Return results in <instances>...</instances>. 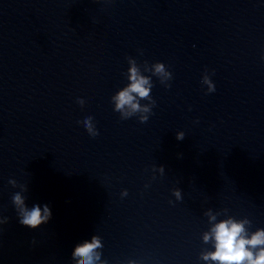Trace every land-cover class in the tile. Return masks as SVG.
Segmentation results:
<instances>
[{"label":"water","instance_id":"95a60500","mask_svg":"<svg viewBox=\"0 0 264 264\" xmlns=\"http://www.w3.org/2000/svg\"><path fill=\"white\" fill-rule=\"evenodd\" d=\"M229 218L264 230V0H0V264H219Z\"/></svg>","mask_w":264,"mask_h":264},{"label":"clouds","instance_id":"9594fccd","mask_svg":"<svg viewBox=\"0 0 264 264\" xmlns=\"http://www.w3.org/2000/svg\"><path fill=\"white\" fill-rule=\"evenodd\" d=\"M128 79L130 83L127 87L120 90L112 99L115 101V110L122 111L125 106H128L132 112L141 110V106L138 102H135L136 97L142 99H148L150 96L151 84L147 77L141 76L138 73V69L133 64L128 69ZM156 73H164V65L157 63L155 65ZM167 75V73H164ZM205 83H209L207 78ZM214 86L209 83V91L213 92ZM144 112H150L148 107L143 108ZM127 115V114H125ZM141 122L144 123L148 120V116H142ZM92 118L88 117L84 120V127L93 136L98 135V132L93 131ZM184 138L183 133H177L176 139L182 140ZM177 196L179 195L176 193ZM13 202L18 207L20 218L18 222L30 229H36L42 223L47 222L50 218L49 208L45 205L43 209L39 206H33L30 210L24 206V200L19 195L13 196ZM215 219V217H210ZM248 221H235L231 218L221 220L216 223L209 233H205L203 240L207 242L209 238L214 240V251L202 254V259L205 261H218L219 264H264V230L258 229L250 236L246 234L245 224ZM99 240L93 236L91 242L85 241L82 244L77 245L73 251L72 256L78 257L76 264H96L99 260V254L95 252V249L99 248ZM255 250V254L254 251Z\"/></svg>","mask_w":264,"mask_h":264}]
</instances>
